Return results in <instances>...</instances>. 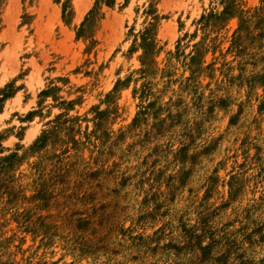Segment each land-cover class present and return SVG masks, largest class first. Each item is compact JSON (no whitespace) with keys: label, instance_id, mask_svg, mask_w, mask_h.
I'll list each match as a JSON object with an SVG mask.
<instances>
[{"label":"rangeland","instance_id":"1","mask_svg":"<svg viewBox=\"0 0 264 264\" xmlns=\"http://www.w3.org/2000/svg\"><path fill=\"white\" fill-rule=\"evenodd\" d=\"M0 264H264V0H0Z\"/></svg>","mask_w":264,"mask_h":264}]
</instances>
